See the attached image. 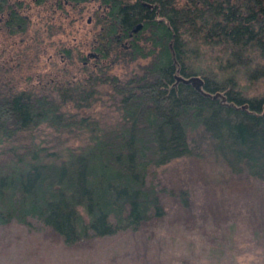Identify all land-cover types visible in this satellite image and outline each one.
I'll return each mask as SVG.
<instances>
[{"label": "trees", "instance_id": "trees-1", "mask_svg": "<svg viewBox=\"0 0 264 264\" xmlns=\"http://www.w3.org/2000/svg\"><path fill=\"white\" fill-rule=\"evenodd\" d=\"M93 9L98 57L82 78L19 86L0 64V222L33 218L65 243L136 228L163 212L154 168L196 153L195 130L231 171L264 179V0ZM98 98L110 107L79 111Z\"/></svg>", "mask_w": 264, "mask_h": 264}, {"label": "rangeland", "instance_id": "rangeland-1", "mask_svg": "<svg viewBox=\"0 0 264 264\" xmlns=\"http://www.w3.org/2000/svg\"><path fill=\"white\" fill-rule=\"evenodd\" d=\"M24 1L25 29L7 34L0 28V64L19 86L82 78L81 55L91 49L97 27L96 0L62 6ZM84 64L90 67L92 58ZM111 70L122 74L125 68ZM109 107L98 98L79 111ZM189 141L196 153L154 168L160 215L73 243L33 218L0 222V264H264V179L231 171L199 130Z\"/></svg>", "mask_w": 264, "mask_h": 264}, {"label": "flooded vegetation", "instance_id": "flooded-vegetation-1", "mask_svg": "<svg viewBox=\"0 0 264 264\" xmlns=\"http://www.w3.org/2000/svg\"><path fill=\"white\" fill-rule=\"evenodd\" d=\"M35 2H42L45 0H34ZM53 2L57 5L65 3H69L72 5L79 4L78 2H73L71 0H53ZM26 4L24 0H0V28L2 27L7 34L14 33L15 31L23 30L26 27L27 21H28V15L26 12ZM18 14V15H16ZM20 16V17H19ZM14 17L16 19V28L17 29H9L10 23H7V18ZM23 26V27H22ZM132 30H135L132 28ZM130 33V32H129ZM65 48H69L68 46L63 47V51L65 54L70 55ZM70 50V49H69ZM89 56L93 59L98 57V53L95 51V49L92 48L90 50H87L84 54L81 55V62L84 64Z\"/></svg>", "mask_w": 264, "mask_h": 264}, {"label": "water", "instance_id": "water-1", "mask_svg": "<svg viewBox=\"0 0 264 264\" xmlns=\"http://www.w3.org/2000/svg\"><path fill=\"white\" fill-rule=\"evenodd\" d=\"M138 26H140V22H137L135 24V26H133V29H136ZM171 53H172V49H171V45H170V41L168 42ZM175 79L176 80H182L184 82H190L196 89L206 93V91H204L201 87V83H202V76L198 73H189V74H181V73H174Z\"/></svg>", "mask_w": 264, "mask_h": 264}]
</instances>
